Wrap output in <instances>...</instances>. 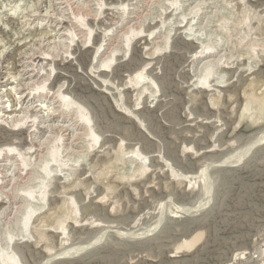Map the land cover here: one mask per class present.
I'll list each match as a JSON object with an SVG mask.
<instances>
[{
    "label": "rangeland",
    "instance_id": "1",
    "mask_svg": "<svg viewBox=\"0 0 264 264\" xmlns=\"http://www.w3.org/2000/svg\"><path fill=\"white\" fill-rule=\"evenodd\" d=\"M103 1L104 7L95 10L99 8L97 3ZM103 1L92 0L97 17H86L92 28L89 35L93 45L83 46L74 38L69 48L71 55L59 47L54 60L46 59L38 67L50 73L47 84L51 88L56 89L64 82L63 88L68 89L70 97L87 106L94 118L98 140L92 142L94 149H89L87 157L78 158L77 154L73 160L78 162L70 160V166L76 170L74 176L51 181L48 198L37 211L41 213L32 218L33 226L43 237L39 238L32 230L35 237L13 244L22 264H39L52 256L49 264H264V143L255 144L238 162L217 165L264 132V110L260 112L257 102L242 119L239 117L240 107L250 95L264 104V0H178V10L177 6L171 5L172 0ZM118 3H127L124 14L132 12L131 8L135 14H143L145 35L161 25L162 20L163 28H171L169 45L159 48L144 71L154 78L157 87L153 97H144L143 106L138 105L140 108L134 112L136 120L119 111L115 101L119 94L117 90H122L123 105L129 109L134 105L133 89L119 87L126 75L141 68L146 61L144 49L153 46L150 39L135 36L133 48L124 56H118L113 61L115 64L112 62L113 71L102 73L108 80V93L96 89V79L86 73L104 29L117 20L118 14L113 7ZM195 4H198L199 13L193 19L190 32L203 39L210 36L211 40L223 42L217 47L223 57L219 68L223 74L221 87L214 93L192 86L200 67L193 52L200 49V45L185 39L184 25L193 15L189 14V8ZM62 6L61 11L52 0H0V51L3 49L0 81L12 75L19 79L24 60L32 53L33 58L41 56L36 64L38 59H43L39 53H44L47 47L43 49L39 38L54 33L55 24L49 20L30 24L31 20L26 23L30 17L22 15L30 9L40 14L47 9L51 19L57 22L61 17L66 18L67 12L71 14L70 6ZM11 11L14 19L9 20L6 14ZM185 14L186 20L180 28L179 19ZM61 22L67 26V21ZM221 22L226 23L227 31L222 30ZM20 39L21 45L17 43ZM83 52L86 54L82 55ZM13 93L0 87V101L10 98L6 103L8 108H12L9 104H14L18 97ZM258 117L262 122L253 124ZM1 124L0 146L10 144L19 149L28 146L27 126L2 124L3 127ZM120 139L124 141L120 142ZM120 145L122 153L138 148V152L149 159L131 163L130 154L118 152ZM203 169L210 172L205 170L214 183L211 195L200 198L203 206L194 210L191 206L202 193L199 175ZM25 186L22 183L16 185L13 192L19 193ZM0 197V212L10 208L14 211L9 217L14 214L15 219L18 211L13 199L5 195ZM69 198L80 206L79 214H71ZM184 207H190L189 213L182 209ZM3 222L0 221V234L4 232L5 235L14 222L7 226ZM60 222L66 229L64 233L56 229ZM153 226V233L137 238L120 234L128 230L154 229ZM98 236L102 239L91 244ZM184 240L193 245H182ZM82 245L84 247L78 253L59 256L68 248Z\"/></svg>",
    "mask_w": 264,
    "mask_h": 264
},
{
    "label": "bare ground",
    "instance_id": "2",
    "mask_svg": "<svg viewBox=\"0 0 264 264\" xmlns=\"http://www.w3.org/2000/svg\"><path fill=\"white\" fill-rule=\"evenodd\" d=\"M52 1L54 2V5L58 7L57 10L60 8V10L62 11L63 4L68 5L67 7L70 6L72 11L71 9L68 10L71 12V14L67 12L66 18L61 17L57 22L51 19V17L48 15L49 12L47 9H45L43 14H40V12H37L34 9H30L29 11L25 12L24 15H22L23 17L26 18L30 17V19L26 20L27 21L26 23H28V21L31 20L30 24H32V22L44 21L45 19V21L47 20L48 22L49 20L50 23L55 24L54 26L55 29H53L54 33L52 35L43 36L41 37V39L39 38V40H41V42L39 43L43 47V49L47 47L46 49H44L43 51L44 53L42 52L39 53L43 55L42 56L43 59L42 58L38 59V63L36 64L37 58L40 55L37 54L39 56H37V58H33L32 55L34 53H32L31 56L29 55V57L27 58L28 60H24V63L22 65L23 66L22 75L19 76V79L17 78L18 76L16 77V75L15 76L12 75V77L9 76V78H5L3 79V81L2 80L0 81L1 88L5 87L7 91L10 90V93L14 92L15 96L18 95L16 102L14 103L13 101L14 104L12 105L9 104V106L12 108H8V105H6V103L9 102L10 98L8 100L0 101V123L10 125V127L17 126L19 124L27 126L30 136L29 138H27L29 144L26 147H21L19 149L16 148L14 145L12 146L10 144H5V146H0V193L2 195H5L6 197L8 196L9 198H12L13 203L17 206L15 209L18 211V215L15 216V219H14V214L11 218L9 217V214H11V212L14 211V210L11 211L10 208L9 209L3 208L2 211L0 212V221L2 220L5 221L6 224L4 222L3 223L6 226L9 225L12 221L14 222L12 224V229H9V231L5 232V235L3 234L4 232L0 234V264H22L21 258L18 252L14 249L13 244L15 241H19V240L22 241L24 239L26 240L35 237L32 230L36 232L39 238L43 237L42 234L39 231H37L36 226L35 227L33 226L32 218L33 216H35L36 213H39L37 211L42 207L41 205L45 203L46 197L48 198L47 194L49 190L47 191V189L50 187L51 181L57 177H61L64 179L65 177L68 178L69 176L71 177L74 176L76 170H74L70 166V160H72L73 162L74 161L78 162L77 159L73 160V157H75V155L77 154H78L77 156L78 158L79 157L84 158V156H86L87 153L90 152L89 149H94V147L92 148V146L95 144L91 145L92 142L93 141L96 142L98 140V134L94 128L95 126L94 118L90 115L87 106L81 101L76 100L74 97H73L74 99L70 97L71 95H69L68 89L67 88L65 89V87L63 88L64 82H62L59 86H57L56 89L51 88L49 83L47 84L50 73H48L47 69L45 70L43 67H41V69L40 68L38 69V67L42 66L44 63L43 61H45L46 59L49 61L50 59L54 60L55 57H57V55H54V53L56 52L58 53L59 47L65 49V51L64 49H62L64 53L70 54L71 53L69 52V50L71 49L70 43L74 41V38H77L79 42L82 43L83 46L84 45H86L87 47L92 46L93 38L90 39V35H89L91 33L90 31L92 30V28H90L89 22H86L87 19L86 17L91 15V18H96L97 12L95 10H100L101 9L100 7H102V5L105 2L102 0L103 2L97 3L99 5V8L98 9L96 8L94 10L95 7L94 8L92 7L93 5L92 0H52ZM185 1L189 2V0H185ZM198 3L200 5V2ZM126 4L118 3L113 7V9H116L117 11L116 14H118V17L116 18L117 20H113L112 18L113 22L111 26L104 29L102 39L99 41L98 45H96L94 51L92 52L90 58L91 61L86 70V73L89 74L91 73L96 79L95 81L97 85L96 89L100 88V91H102L103 93H108V88H107L108 80L106 77L105 78L102 77V73L103 74L104 72L111 73L113 71L112 65L115 64L113 61L114 60L116 61L118 56H124L129 49L133 48L134 43H132V40L135 36L137 37L145 36L147 40L150 39L153 46L147 47L145 49H144L145 46H143L144 49L143 57L146 61L144 62L141 68L133 71L132 74L126 75L119 87L120 89L123 90L129 88L133 89L134 105H132L130 109L124 106L122 103V93H121L122 90L120 92L117 90L119 94L117 93L118 97L116 98L115 102L117 103L115 105L117 106L119 111L121 110L123 114H126V116H130V118L132 117L135 119L136 118L135 116L137 115H135L134 112L135 110H137V108H140L138 107V105L142 104L143 106L144 97L145 98H147V96L148 98L149 96L153 97L152 96L153 91H155L154 89H156L155 87H157V83L154 80V78L151 77L149 73L144 71H146L150 63H152L151 59L154 58L153 55H155V53L159 51V48L162 45L166 47L167 45H169L171 28L170 29H168L169 27L163 28L162 25L163 20H162L161 25L156 26L152 30L148 31L147 35H145L146 31L142 28V19H144L142 17L143 14H139V13L135 14L134 8L131 9L129 8L130 10H132V12H127L126 14H124L123 11L128 9ZM171 5L173 7L177 6L176 7L177 10L180 9V3L178 4V0H172ZM197 5L198 4L192 5V7L189 8V14L191 15L192 13L193 15L190 20L187 17L188 22L185 21L186 14L188 12H185L186 14L182 17L179 16L181 19H179L180 21L178 23V26L180 28L183 27L182 23L185 21V25H184L185 30L183 29L184 33L186 34L185 39L188 41L193 40L195 43L200 45V47H198L200 49H196V51L193 52L194 58L199 60L200 62L199 65L200 67H198L197 69L198 71L196 72V77H194L192 81V86L194 88L210 90L213 92L216 91L217 87L218 88L221 87V78H222L221 76L223 74L219 68L221 66L220 63L222 56L218 53L217 47L220 45L222 41H220V39L211 40L210 36L205 37V39H203L201 38V36L199 37V35H194L193 33L190 32L191 25H193L192 23L193 19H195L196 13H199L198 12L199 8ZM44 7H46V5H44ZM44 7L42 9H44ZM74 7L76 8L75 11L73 10ZM182 7H184V5H182ZM82 8L85 10L80 11V9ZM119 9H121L122 12L119 11ZM13 14L14 13L12 11L11 13L6 14L9 20L10 18L14 19L12 17ZM63 15L64 14H62L61 16ZM62 20L67 21V26L64 27L63 22H61ZM41 23H39L40 26ZM176 24L177 23L174 24L175 27ZM45 25L48 24L45 23ZM220 27L222 28L223 31L224 30L227 31L226 23L221 22ZM195 32L198 31H196L195 29ZM9 35L11 34L9 33ZM198 40H201V42L200 41L197 42ZM20 41L21 39L17 43L21 45ZM241 42L242 41H240L239 43ZM22 44H25V42H22ZM2 51L3 49L0 51V54H2ZM29 53H31V51ZM85 54H86L85 52L82 53V55ZM71 58H73V56H71ZM48 66L50 65L48 64ZM52 70H54L53 67ZM19 73L20 72H18V75ZM10 79H14V81L11 82ZM15 81L17 82L16 85L14 84ZM8 85L10 86L9 89L7 87ZM255 102H257L258 104L260 112L264 110V104L262 100L256 99L255 97H253L252 99V95H250L249 98H247V100L245 101V103L240 107L239 117H241V119L244 115L247 114V111L251 109V106ZM258 121L262 122L260 121V117L254 119L253 124L258 123ZM121 141L124 140L120 139V142ZM263 143H264V132H261L252 140V143L248 144L247 146L244 145L245 147L240 148L239 151L237 152L230 153L222 160L217 162V165L227 166L235 162H238L246 155V153L250 152V150L255 144L261 145ZM123 147L120 145L118 152L122 153L120 150H122ZM137 149L136 150L129 149L130 151H126V153H122V154L124 155L130 154V156L128 157L131 158V163H136L139 161V159L145 160L147 156L144 155L145 157H143L142 156L143 153L141 152L140 154ZM124 150L126 149L124 148L123 151ZM31 153L34 154L31 155ZM120 153H119V157H120ZM146 167L147 166H145V169ZM138 168L140 169V167ZM205 170L203 172L201 170L202 173L199 175L201 178L199 180H201L202 188L200 190H202L201 191L202 193L200 194L199 200L197 198L195 200L196 202L194 203V205L191 206V208H193L194 210L198 209L201 205L203 206L202 203L203 200L200 199L202 196L211 195V191L213 187L212 184L214 183V180L212 176H208L210 172L206 170L207 172H209L207 174ZM139 171H141V169ZM131 176L134 177V175ZM196 177L198 176L195 175V178ZM21 183L27 186H25V188L23 187L21 192L19 193L13 192L14 191L13 189H15L14 187L16 185H20ZM17 189L16 191H18ZM69 204L72 205L71 214L80 213V206L77 203H75V200H73V198H69ZM182 209L188 213L190 211V207H184ZM8 210L10 211L8 212ZM17 211L15 212L17 213ZM56 229L59 230L60 233H64L66 231L63 222H60V224H58ZM153 230H155V228L140 230L138 232L128 230L121 232L120 234H122L123 236L125 235L124 237L127 238H134L136 236L138 237L148 233L151 234L153 233ZM100 239H102L100 236L96 237L95 240L91 242V244L95 243L97 240ZM195 241L197 240H194L193 242ZM182 245L191 247L193 244L184 240ZM83 247L84 246L82 245L81 247H75L74 249L68 248L67 250L59 253V256L71 255L73 254V252L81 251ZM52 258L53 256L47 258L46 260L42 261L39 264H49Z\"/></svg>",
    "mask_w": 264,
    "mask_h": 264
}]
</instances>
